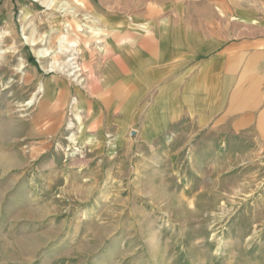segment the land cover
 <instances>
[{"label":"rangeland","instance_id":"obj_1","mask_svg":"<svg viewBox=\"0 0 264 264\" xmlns=\"http://www.w3.org/2000/svg\"><path fill=\"white\" fill-rule=\"evenodd\" d=\"M45 1L0 0V264H264L256 111L242 112L241 126L233 113L230 125L214 128L203 119L149 118L143 97L133 118L121 113L120 127L104 110L82 117L74 91L103 92L98 18L145 15L146 0H54L50 10ZM233 1V14L264 15V0ZM30 35L45 36L37 47L51 54L37 59L23 39Z\"/></svg>","mask_w":264,"mask_h":264},{"label":"crops","instance_id":"obj_2","mask_svg":"<svg viewBox=\"0 0 264 264\" xmlns=\"http://www.w3.org/2000/svg\"><path fill=\"white\" fill-rule=\"evenodd\" d=\"M170 1L177 4L162 8L146 0L145 15L98 18L104 31L99 54L106 62L96 81L103 92L87 98L74 91L82 117L103 116L104 110L120 127L121 113L133 118L143 97L149 118L156 113L160 119H203L214 128L230 125L233 113L256 111L254 125L264 150V15L246 8L233 14V0H200L207 8L191 12L185 0ZM254 25L258 30L250 34ZM46 84L49 99L56 100L60 91L52 80ZM241 121L242 116L232 124Z\"/></svg>","mask_w":264,"mask_h":264},{"label":"bare ground","instance_id":"obj_3","mask_svg":"<svg viewBox=\"0 0 264 264\" xmlns=\"http://www.w3.org/2000/svg\"><path fill=\"white\" fill-rule=\"evenodd\" d=\"M76 2L78 1V0H75ZM45 5H46V8L48 9V10H50V9H52L53 8V6H54V0H47V1H45ZM65 5V4H64ZM63 7V6H62ZM66 7V6H65ZM70 7V6H69ZM68 7V8H69ZM60 8V7H59ZM67 8V7H66ZM61 9V8H60ZM62 10H66L65 12H70V13H72V11H69V9H68V11H67V9H64V7L62 8ZM61 11V10H60ZM66 14V13H65ZM65 26H68V25H65ZM80 26V25H79ZM69 28V27H68ZM88 28V27H87ZM82 30V29H81ZM94 31H96V32H98V30L97 29H94ZM95 32V33H96ZM100 32V31H99ZM45 38V36H43L42 37V39H40V41H36V40H34V38L32 37V35H30L29 37H26V36H24V40L29 44V46H31V47H33L32 48V50H33V53L35 54V56L37 57V59H43V58H45V57H47V56H49L50 54H51V52H49L47 49H44V48H38L37 47V44L38 43H42L43 42V39ZM43 44V43H42ZM66 44V36L63 34L61 37H60V39H59V51H63L64 50V47L66 46L65 45ZM49 49V48H48ZM57 64L54 62L53 64H51V66H49V68H50V71H52L51 70V68L52 69H54L55 68V66H56ZM21 68V67H20ZM59 70V69H58ZM43 92H44V88H43V86H39L38 88H37V90H36V92L35 93H33L32 94V96H31V98H30V100L28 101V105H32L33 103H35L37 100H38V98H39V96H41V94H43ZM70 140L72 141V142H74V140H73V137L72 136H70ZM76 140V139H75ZM202 195V194H201ZM186 203V202H185ZM190 204V205H189ZM189 204H186L187 205V207H188V205L189 206H193L194 207V204L195 203H193V202H189ZM199 205V204H198ZM197 205V203H196V206H198ZM154 242H155V237H153L152 239H151V241H150V243H151V245L152 246H155L154 245ZM151 245H150V247H151Z\"/></svg>","mask_w":264,"mask_h":264},{"label":"built area","instance_id":"obj_4","mask_svg":"<svg viewBox=\"0 0 264 264\" xmlns=\"http://www.w3.org/2000/svg\"><path fill=\"white\" fill-rule=\"evenodd\" d=\"M70 63H71V67H72L73 71L77 73V75H75V78L79 77V73L78 72L81 71V67L78 65V63H76V61L73 58H70ZM73 80L76 81V79H73Z\"/></svg>","mask_w":264,"mask_h":264}]
</instances>
